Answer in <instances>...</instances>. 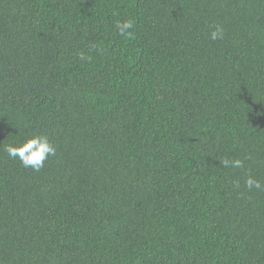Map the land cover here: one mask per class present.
<instances>
[{
    "label": "trees",
    "instance_id": "16d2710c",
    "mask_svg": "<svg viewBox=\"0 0 264 264\" xmlns=\"http://www.w3.org/2000/svg\"><path fill=\"white\" fill-rule=\"evenodd\" d=\"M32 134L40 171L4 151ZM249 175L264 0H0V264H264Z\"/></svg>",
    "mask_w": 264,
    "mask_h": 264
},
{
    "label": "clouds",
    "instance_id": "9594fccd",
    "mask_svg": "<svg viewBox=\"0 0 264 264\" xmlns=\"http://www.w3.org/2000/svg\"><path fill=\"white\" fill-rule=\"evenodd\" d=\"M134 25V19H126L123 22L118 21L116 27L119 30L120 36L131 38L134 35L131 31V29L134 28ZM210 39L212 41L224 40V27L220 24L215 25L214 30L210 34ZM4 151L7 153L8 157L19 160L23 167L32 168L34 171H40L45 166V162L49 157L56 155L57 149L48 136L32 134L18 145L9 144L4 148ZM222 164L225 168H243L245 160L239 158L231 160L225 159L222 161ZM245 186L248 190H264V184L251 175H249L245 181ZM237 187H239L238 184Z\"/></svg>",
    "mask_w": 264,
    "mask_h": 264
}]
</instances>
